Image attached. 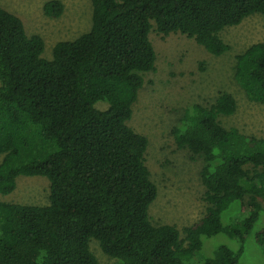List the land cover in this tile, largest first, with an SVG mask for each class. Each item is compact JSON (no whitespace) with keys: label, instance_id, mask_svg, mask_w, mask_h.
Masks as SVG:
<instances>
[{"label":"trees","instance_id":"trees-1","mask_svg":"<svg viewBox=\"0 0 264 264\" xmlns=\"http://www.w3.org/2000/svg\"><path fill=\"white\" fill-rule=\"evenodd\" d=\"M90 2L89 30L56 42L51 58L43 38L0 5V194L19 176L49 182L46 205L0 201V264H100L91 239L114 264H241L248 237L264 264V224L254 230L264 213V138L221 123L236 110L234 96L187 106L172 129L176 148L203 160L205 213L182 230L152 221L148 139L128 124L144 73L155 70L152 30L219 56L230 48L220 33L264 18V0ZM62 11L60 0L43 4L47 16ZM233 77L264 104V42L235 56ZM217 235L234 243L205 245Z\"/></svg>","mask_w":264,"mask_h":264},{"label":"rangeland","instance_id":"rangeland-1","mask_svg":"<svg viewBox=\"0 0 264 264\" xmlns=\"http://www.w3.org/2000/svg\"><path fill=\"white\" fill-rule=\"evenodd\" d=\"M46 1L49 0H0V5L22 20L28 35L43 38V57L51 58L56 42L75 39L89 30L92 7L90 0H60L62 13L50 17L43 12ZM220 36L230 48L215 56L184 35L162 36L154 30L149 34L156 54L155 70L144 73V83L128 124L148 139L145 160L157 187V196L148 208L154 223L173 224L182 230L205 213V187L200 178L203 160H192L187 150L177 149L172 134V129L181 124L187 106L209 105L219 92L226 91L234 96L236 110L229 116H220L221 123L264 138V104L249 101L233 77L235 56L253 43L264 42V18L250 15L240 24L225 28ZM95 106L105 109L108 103L98 101ZM48 195L46 177L19 176L15 190L0 194V201L46 205ZM262 224L264 213L260 214L254 230ZM220 243L234 242L224 235L205 240L210 248ZM89 246L100 264H114L115 259L102 252L97 240L91 239ZM258 248L248 237L240 263L260 264Z\"/></svg>","mask_w":264,"mask_h":264}]
</instances>
